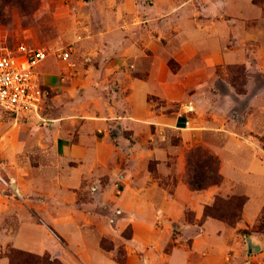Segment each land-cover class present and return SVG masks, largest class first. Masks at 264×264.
I'll return each mask as SVG.
<instances>
[{
  "label": "crops",
  "instance_id": "0c3cea01",
  "mask_svg": "<svg viewBox=\"0 0 264 264\" xmlns=\"http://www.w3.org/2000/svg\"><path fill=\"white\" fill-rule=\"evenodd\" d=\"M59 1L74 67L40 68L48 99L23 120L46 151L36 167L9 154L19 195L0 188V264L13 249L63 264H264V7ZM195 148L218 158L221 185L190 189ZM233 196L247 198L235 226L205 218Z\"/></svg>",
  "mask_w": 264,
  "mask_h": 264
},
{
  "label": "rangeland",
  "instance_id": "374dc122",
  "mask_svg": "<svg viewBox=\"0 0 264 264\" xmlns=\"http://www.w3.org/2000/svg\"><path fill=\"white\" fill-rule=\"evenodd\" d=\"M257 2L264 7V0ZM69 15V12H64L59 0H0V47L14 50L19 44L26 43L33 47H47L55 53L72 42L69 39ZM51 58L58 60L56 55ZM236 73L241 76L239 83L242 85L245 81L242 69L236 70ZM39 124L44 127L43 122ZM39 133L38 136L33 133L28 120L16 123L11 116L0 110V154L3 162L1 174L7 184L10 183L8 170L11 152L16 159H26L33 167L38 166L36 156L46 151L36 143L41 133H44L46 140V132L39 129ZM1 186L2 184L0 188ZM44 259L43 264H52V261H46V256Z\"/></svg>",
  "mask_w": 264,
  "mask_h": 264
},
{
  "label": "built area",
  "instance_id": "2783aa9c",
  "mask_svg": "<svg viewBox=\"0 0 264 264\" xmlns=\"http://www.w3.org/2000/svg\"><path fill=\"white\" fill-rule=\"evenodd\" d=\"M140 4L146 6L147 1L143 0ZM74 52L73 43L55 53L47 47H33L26 43L19 44L14 50L0 47V110L16 122L22 121L32 113H39L49 95L41 81L40 68L50 57L56 55L68 69H72ZM2 165L0 157V184L18 196L13 182L7 184L4 180L1 174Z\"/></svg>",
  "mask_w": 264,
  "mask_h": 264
},
{
  "label": "trees",
  "instance_id": "16d2710c",
  "mask_svg": "<svg viewBox=\"0 0 264 264\" xmlns=\"http://www.w3.org/2000/svg\"><path fill=\"white\" fill-rule=\"evenodd\" d=\"M236 69H242L238 67ZM241 92L242 88L238 87ZM185 181L192 191L202 192L209 187L223 183V177L219 173V160L216 156L203 151L201 148L193 149L187 157V171ZM247 198L233 196L225 199L217 197L215 203L205 209V218L211 217L221 220L229 226H235L242 219L243 207ZM261 230H264V223ZM50 260L52 264H63L59 260H52L49 254L37 256L19 250H11L9 253L10 264H43Z\"/></svg>",
  "mask_w": 264,
  "mask_h": 264
}]
</instances>
